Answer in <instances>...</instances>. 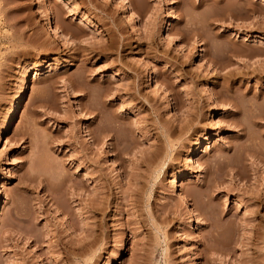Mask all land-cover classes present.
<instances>
[{"label":"rangeland","instance_id":"1","mask_svg":"<svg viewBox=\"0 0 264 264\" xmlns=\"http://www.w3.org/2000/svg\"><path fill=\"white\" fill-rule=\"evenodd\" d=\"M259 45L264 0H0V264H264Z\"/></svg>","mask_w":264,"mask_h":264},{"label":"bare ground","instance_id":"2","mask_svg":"<svg viewBox=\"0 0 264 264\" xmlns=\"http://www.w3.org/2000/svg\"><path fill=\"white\" fill-rule=\"evenodd\" d=\"M39 10V9H38ZM50 13H51V11H50ZM52 17V16H51ZM49 18V20H48V23H50V24H52L53 23V21H52V18ZM49 24V25H50ZM167 27H168V24L166 25V28L165 29H167ZM256 51H258L259 53L258 54H264V46L263 45H259V48H258V50H256ZM257 71H258V75L260 74V75H262V74H264V64H262V65H260V69L258 70V69H256ZM115 75H118V74H115ZM30 85H31V76H27L25 79H24V81H23V88H22V90H21V95H20V97H19V99H18V101L16 102V104L13 106V108H12V111H11V113H10V116L8 117V119H7V122H6V125H5V127H4V129H3V131H2V134H1V138L2 139H7L8 138V136H9V134H10V132H11V130H12V128H13V126H14V124H15V122L17 121V119H18V117H19V113H20V111H21V109H22V107H23V105L25 104V102H26V100H27V97H28V92H29V89H30ZM103 93V92H102ZM209 98L211 99V97L209 96ZM109 106H111V104H109ZM168 106H169V102H168ZM112 107V106H111ZM101 115V114H100ZM99 114H97V116H96V120L98 119V117H101ZM103 130H107L106 129V127L105 128H103ZM170 135V134H169ZM169 137V136H168ZM169 143L171 144V141H169ZM168 145L169 146V148H172V144L171 145ZM204 146L205 145H200V149H199V151H201V149H203L204 148ZM168 148V147H167ZM169 148H168V150H169ZM250 150V149H249ZM253 150V149H252ZM247 151H248V149H247ZM168 152V151H167ZM169 153V152H168ZM253 153V152H252ZM164 164V163H163ZM196 164L198 165V167L200 166V161H199V159H196ZM160 165V164H159ZM164 167H163V165H161V166H159V168H158V173L159 172H161L162 171V169H163ZM157 173V174H158ZM187 177L188 176H185V175H183L182 176V178H181V180L182 181H185L186 179H187ZM1 177H0V181H1ZM215 180V179H214ZM208 181V180H207ZM206 181V182H207ZM214 182V181H213ZM213 182H211V183H209L207 186H206V184H205V186L207 187V189H209V191H212L213 190V186H212V183ZM183 183V182H182ZM185 183V182H184ZM179 185V184H178ZM182 184H180L179 185V187L181 186ZM208 193V192H207ZM211 193V192H210ZM209 193V194H210ZM1 203H2V197H0V210H1ZM189 213H190V216L192 217V212H191V210H189Z\"/></svg>","mask_w":264,"mask_h":264}]
</instances>
